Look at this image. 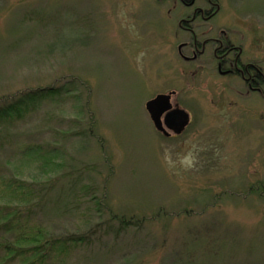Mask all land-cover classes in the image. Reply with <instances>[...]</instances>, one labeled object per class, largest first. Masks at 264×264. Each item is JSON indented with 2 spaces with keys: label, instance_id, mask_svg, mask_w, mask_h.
<instances>
[{
  "label": "rangeland",
  "instance_id": "rangeland-1",
  "mask_svg": "<svg viewBox=\"0 0 264 264\" xmlns=\"http://www.w3.org/2000/svg\"><path fill=\"white\" fill-rule=\"evenodd\" d=\"M219 4L217 27L264 42V0ZM183 12L178 0H0V99L75 85L0 134V204L20 197L8 180L27 183L13 201L24 228L92 235L46 264H264V110L217 105L214 84L190 77L173 48ZM172 91L192 115L174 138L146 110ZM31 146L44 150L24 158ZM115 217L143 227L117 235Z\"/></svg>",
  "mask_w": 264,
  "mask_h": 264
},
{
  "label": "flooded vegetation",
  "instance_id": "flooded-vegetation-1",
  "mask_svg": "<svg viewBox=\"0 0 264 264\" xmlns=\"http://www.w3.org/2000/svg\"><path fill=\"white\" fill-rule=\"evenodd\" d=\"M178 1L184 12L177 21L173 48L182 66L191 71L190 77L199 84H214L210 86L211 99L217 105L227 102L232 108L237 99H256L257 103L261 102L256 110L263 111V37L252 33L248 40L232 28L217 27L215 19L221 10L219 0ZM219 92L228 96L218 98ZM171 105L172 110L184 112L177 131L166 128L168 137L174 138L189 127L192 115L178 102L177 92L172 95Z\"/></svg>",
  "mask_w": 264,
  "mask_h": 264
},
{
  "label": "trees",
  "instance_id": "trees-1",
  "mask_svg": "<svg viewBox=\"0 0 264 264\" xmlns=\"http://www.w3.org/2000/svg\"><path fill=\"white\" fill-rule=\"evenodd\" d=\"M75 85L68 83L58 88H43L37 90H28L14 95L10 98L0 99V134L3 125L15 123L24 120L30 113H32L37 106L44 101H52L56 98H63V96H70L74 93ZM93 124V123H92ZM94 126H91L89 133L92 132ZM85 132L76 133L78 136L84 135ZM44 148L40 146H31L24 150L23 157L32 159L34 156ZM45 151H48L46 149ZM49 154L50 152H46ZM51 154V153H50ZM47 169L54 162L52 160L46 161ZM87 166L84 167L86 170ZM78 173L77 170L70 174ZM5 188L11 193H17L19 198H8V202L0 204V231L4 230L6 233H13L14 240L0 241V264H11L18 260H22L25 264H46L52 259L60 258L64 255L68 256L70 250L77 248L85 242H91V234L81 236H58L55 237L44 227L36 226L35 228H24L21 225L23 205L14 203L25 201L27 196L33 193V186L20 181H9L4 184ZM90 191V189H89ZM88 191V192H89ZM96 202V198L92 199ZM27 207H33L28 205ZM114 221L118 222L117 235L127 231L131 227H136L138 230L143 227V220H127L125 218L115 217ZM23 224V223H22ZM115 230V231H116Z\"/></svg>",
  "mask_w": 264,
  "mask_h": 264
},
{
  "label": "water",
  "instance_id": "water-1",
  "mask_svg": "<svg viewBox=\"0 0 264 264\" xmlns=\"http://www.w3.org/2000/svg\"><path fill=\"white\" fill-rule=\"evenodd\" d=\"M174 94H159L146 103V110L155 129L165 136H170L166 128L177 131L180 118L184 117V112L172 110L171 98Z\"/></svg>",
  "mask_w": 264,
  "mask_h": 264
}]
</instances>
